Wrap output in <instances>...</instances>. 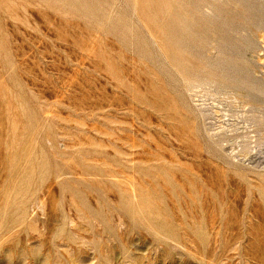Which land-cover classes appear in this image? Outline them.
<instances>
[{"label": "rangeland", "instance_id": "obj_1", "mask_svg": "<svg viewBox=\"0 0 264 264\" xmlns=\"http://www.w3.org/2000/svg\"><path fill=\"white\" fill-rule=\"evenodd\" d=\"M0 41V264H264V0H0Z\"/></svg>", "mask_w": 264, "mask_h": 264}, {"label": "bare ground", "instance_id": "obj_2", "mask_svg": "<svg viewBox=\"0 0 264 264\" xmlns=\"http://www.w3.org/2000/svg\"><path fill=\"white\" fill-rule=\"evenodd\" d=\"M3 46V42L0 41V47ZM19 46V45H18Z\"/></svg>", "mask_w": 264, "mask_h": 264}]
</instances>
